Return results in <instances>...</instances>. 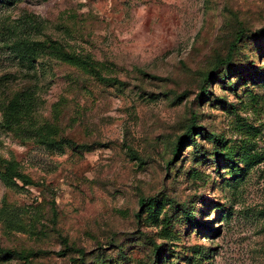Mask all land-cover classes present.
I'll use <instances>...</instances> for the list:
<instances>
[{
    "label": "rangeland",
    "instance_id": "1",
    "mask_svg": "<svg viewBox=\"0 0 264 264\" xmlns=\"http://www.w3.org/2000/svg\"><path fill=\"white\" fill-rule=\"evenodd\" d=\"M0 247L264 264V0H0Z\"/></svg>",
    "mask_w": 264,
    "mask_h": 264
},
{
    "label": "trees",
    "instance_id": "2",
    "mask_svg": "<svg viewBox=\"0 0 264 264\" xmlns=\"http://www.w3.org/2000/svg\"><path fill=\"white\" fill-rule=\"evenodd\" d=\"M190 130H191V129H190V126H187V128L185 129V133H183V134H181V135H179V136L177 137V139H176V141H175V144H174V147H173V149H172V156H175V155L177 154L178 148H179V146H180V143H181L182 140H183V137H184L185 135H188ZM10 174L13 175V176H15V177H17L18 179H20L21 181H23V182H25V183L28 182V180L25 179V178H24L19 172H17V171H13V170H11V171H10ZM142 205H143V199L140 198V199H139V207H141ZM0 251H2V252H10V250H8V249H4V248H2V247H0Z\"/></svg>",
    "mask_w": 264,
    "mask_h": 264
}]
</instances>
